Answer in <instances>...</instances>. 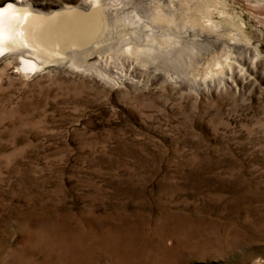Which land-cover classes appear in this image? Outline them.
Instances as JSON below:
<instances>
[{"label":"rangeland","instance_id":"obj_1","mask_svg":"<svg viewBox=\"0 0 264 264\" xmlns=\"http://www.w3.org/2000/svg\"><path fill=\"white\" fill-rule=\"evenodd\" d=\"M91 1L0 0V264H264V0Z\"/></svg>","mask_w":264,"mask_h":264},{"label":"bare ground","instance_id":"obj_2","mask_svg":"<svg viewBox=\"0 0 264 264\" xmlns=\"http://www.w3.org/2000/svg\"><path fill=\"white\" fill-rule=\"evenodd\" d=\"M16 3L17 4H20V5L22 4L21 3V0H16ZM98 3H100L99 0H93L91 2H84L82 5L84 7H89L91 5L92 6L93 5L94 6H97ZM3 5H5V4H3ZM3 5L2 6L0 5V57L3 56V55H5L7 52L16 49L19 44L23 43V41L21 39L22 36H21L20 29H18V27L16 26V23H18L19 21H26L27 20V17L24 15V13H22V11H24V9L17 8L16 6H14V5L10 4V3L9 4H6V7L3 6ZM70 11H72V10H70ZM91 13H93V12H91ZM96 13H98V12H96ZM161 15H162V13H161ZM161 15H160V17H161ZM164 18H166V17H164ZM49 22H48V24L50 26V29L49 30H52V31L54 30L55 31V32L52 33L53 35H50V36H52V38H49L46 35V32L49 31L48 29L47 30L38 29L34 33V36L31 37L32 40H34V43H36V45H39L44 50L45 49L46 50L49 49V50H53V51H60L62 48H64L65 45L71 44L72 42L79 43V44L83 43V41L85 40V38L91 35V34H89V31L85 29V27H83L82 25H80L78 23L79 22V19L76 20L73 17H69V16H65V15H62V16H59L58 15V16L55 17V19H52ZM94 22H95V20H94ZM168 22H169V20H168ZM169 24H170V22H169ZM98 32H99V30H98ZM148 42H150V41H148ZM128 54H129V52H128ZM40 55L38 53H31V54L25 55V52L24 51H20V50L17 51V53H15V56L19 58L18 59V61H19L18 64L20 65V68L22 70H24V71H34V70H37L39 68V65L41 64V62H43V59H44V58L42 59ZM160 55H161V53H160Z\"/></svg>","mask_w":264,"mask_h":264}]
</instances>
